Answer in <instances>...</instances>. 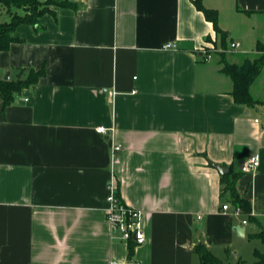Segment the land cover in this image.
<instances>
[{
    "label": "crops",
    "instance_id": "1",
    "mask_svg": "<svg viewBox=\"0 0 264 264\" xmlns=\"http://www.w3.org/2000/svg\"><path fill=\"white\" fill-rule=\"evenodd\" d=\"M71 1L0 51L1 78L44 70L13 104L0 96V264H202L198 244L227 264L264 254V69L252 107L220 72L223 53L258 54L264 0H203L225 37L195 0ZM216 164L250 215L233 214ZM112 180L142 212L132 255L107 217Z\"/></svg>",
    "mask_w": 264,
    "mask_h": 264
},
{
    "label": "trees",
    "instance_id": "2",
    "mask_svg": "<svg viewBox=\"0 0 264 264\" xmlns=\"http://www.w3.org/2000/svg\"><path fill=\"white\" fill-rule=\"evenodd\" d=\"M56 6L59 7H71L76 8L71 0H52ZM196 7L202 11L206 18L211 21L215 26L217 34H221L225 37L224 32L220 29L218 24L217 10L208 9L203 5V0L194 1ZM46 4H42L40 0H0V9L7 13L11 19L8 22L0 24V51H5L10 48L16 39L12 37V33L23 24H29L37 26L38 19L45 13L51 12L49 8L45 7ZM258 54L254 58H245L241 63H231L227 60L226 53L221 54V69L220 72L229 78L233 82L232 95L237 103L244 104L248 107L255 106L260 103L256 100L252 93L251 88L256 80L261 75L264 69V43L259 42L257 44ZM44 74V70L31 71L26 80L10 79L6 81L0 77V96L3 99L4 106H9L15 101V97L19 95L25 88L32 84H35L39 78ZM225 174L222 177V194L229 195V201L242 210L243 215H250L251 207L249 202L242 199L236 191V181L238 176H229ZM252 237L261 240L264 243V231L254 234ZM130 254H133L136 242L130 239ZM195 252L200 256L202 264H227L223 263L218 257H216L208 248L203 244H198L195 248ZM257 262L256 264H264V254L256 250L255 252ZM239 264H244L241 262Z\"/></svg>",
    "mask_w": 264,
    "mask_h": 264
},
{
    "label": "built area",
    "instance_id": "3",
    "mask_svg": "<svg viewBox=\"0 0 264 264\" xmlns=\"http://www.w3.org/2000/svg\"><path fill=\"white\" fill-rule=\"evenodd\" d=\"M239 43H233L231 45V51H236L240 48ZM166 49H176L177 45L175 43H170L165 46ZM210 58V57H209ZM99 133L105 132L104 128H99L97 130ZM115 151L120 150V147L116 146ZM260 165L259 158L252 157L248 161L244 162L241 171L243 173H252ZM108 196L106 209L108 220L113 228V231L120 232L122 240L134 239L136 244L140 245L145 242V233L141 227V217L142 212L140 210L131 208L124 204L118 193V188L114 180L111 181L108 187ZM223 210H230L229 205H224ZM233 214L236 216L242 217V210L236 207L233 211ZM247 220L243 221V224L246 225Z\"/></svg>",
    "mask_w": 264,
    "mask_h": 264
},
{
    "label": "rangeland",
    "instance_id": "4",
    "mask_svg": "<svg viewBox=\"0 0 264 264\" xmlns=\"http://www.w3.org/2000/svg\"><path fill=\"white\" fill-rule=\"evenodd\" d=\"M40 1H42V4H46L45 5V7L46 8H49V9H51V7L52 6H56L54 3H53V1L52 0H40ZM3 7H0V9H2ZM3 9H5V8H3ZM6 13L4 12V11H1L0 10V23H3V22H5L4 21V19H6V15H5ZM8 19V18H7ZM9 20V19H8ZM7 20V21H8ZM6 21V22H7ZM7 76V75H6ZM6 78V77H5ZM256 241H254V242H251V246L250 247H252V245H254V243H255ZM256 243H258V242H256ZM260 243V242H259ZM260 245V244H259ZM259 248V247H258ZM248 256V264H256V262H257V258H253L252 256L253 255H247Z\"/></svg>",
    "mask_w": 264,
    "mask_h": 264
},
{
    "label": "water",
    "instance_id": "5",
    "mask_svg": "<svg viewBox=\"0 0 264 264\" xmlns=\"http://www.w3.org/2000/svg\"><path fill=\"white\" fill-rule=\"evenodd\" d=\"M10 79H11V73L8 72V74H7L6 78H5V80L8 81V80H10ZM214 167L217 168V169L219 170V172H220L222 175H225V174H227V173L229 172V168L226 167V166H222V165H217V164H216V165H214ZM236 232H237L238 234H240V235H243V233H244V227H238V228L236 229Z\"/></svg>",
    "mask_w": 264,
    "mask_h": 264
}]
</instances>
